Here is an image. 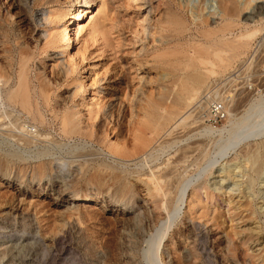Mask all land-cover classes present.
<instances>
[{"label": "rangeland", "instance_id": "1", "mask_svg": "<svg viewBox=\"0 0 264 264\" xmlns=\"http://www.w3.org/2000/svg\"><path fill=\"white\" fill-rule=\"evenodd\" d=\"M101 1L95 0L90 5L83 21L77 25L81 28L79 27L80 31L74 37L73 45L65 47L60 43H50L49 38L55 29L65 27L69 20L62 19L61 23L54 24L52 19L56 18L61 8H69L66 17H71L75 0H0V70L8 76L7 82L0 81V264H70L71 257L66 253L55 262L45 260L39 254V260L35 262L33 243L37 240L47 250H52V247L54 250L59 249L58 245H50V234L45 232V228L55 222L61 224L60 218L65 211H72L76 207L82 212L101 211L105 217H112L110 221H115V225L110 226L104 220L94 225L97 235L106 236L107 228L113 226L116 242L124 245L123 250L129 257L139 248V258L135 257L131 261L128 257L118 255V264H149L147 257L142 255V250L147 247L146 240L155 232V228L151 221L152 207L145 194L144 184L135 178L136 172L147 171L155 165L162 166L176 148L185 142L203 138L201 135H194L172 148L165 147L162 153L157 152L160 155L156 160L147 159V164L139 169V164L136 165L140 159L138 157L114 164L101 142L83 137H60L59 120L54 119L55 114L60 117L66 111H76L75 116L86 121L90 117L89 113L96 110V136L102 138L105 133L107 141H128L130 146L129 130L132 126L123 125L122 139L117 135L113 124L107 123L108 115L115 116L123 109L127 116L126 123L134 111L133 103L141 98L140 101H150L156 114L169 111L188 69L199 66L197 59L188 61L187 54L176 50L185 43L205 42V37L198 32L201 22L205 21L204 26L211 27L222 21L218 16V12L222 10L219 0ZM236 3L233 33H238L245 26L254 25L259 28V32L251 39L244 54L232 62L224 75L210 77L203 88L211 85L216 87L218 96H213L220 97L229 106L235 102L231 105L230 112L239 116L244 103L247 106V102L252 99L255 101L264 97V0H250L244 6L243 0H236ZM49 16L52 19L49 20ZM96 24L97 26H93ZM91 27L96 30H91ZM181 27H186L184 32H180ZM198 54L202 58H210L211 55L210 51ZM21 59L26 64L31 100H38L44 113L46 122L42 125L33 122L18 105L6 100L7 91L15 85L17 64ZM184 63H189V67ZM243 63L245 65L240 67ZM235 70L239 73L237 79L233 76ZM260 84L263 85L260 87ZM251 85H255L257 89ZM111 86L116 87V90L111 92ZM241 86L244 89L239 90L238 87ZM41 88L45 90V96L40 92ZM99 89L104 107L98 108ZM204 91L199 95L201 99L204 98ZM43 97H46L48 105L43 103ZM192 110L193 118L198 117L203 124L211 125L217 131L216 140L214 144L206 141L203 145L209 149L210 156L200 166L194 165L193 158L190 157L178 165L177 171L184 169V174L191 176V183L179 204L177 214L171 217L173 221L159 247H153L152 264H160L159 257L169 263L174 245L180 256L187 254L186 246L195 237L202 238L197 243V248L202 249L205 256L208 255L204 256L205 261H198L197 264H238V255L231 257L226 251L232 243L237 245V252L245 260L244 264H264V127L257 136L250 137L246 142H237L232 147L228 145L233 137L229 130V115L225 114L215 122L208 119L203 114L204 110L199 107ZM262 116L264 117V112L255 118L256 123L262 121L260 126L264 124ZM21 124L38 133H48L52 137L51 143L37 140L22 144L17 140ZM174 133L179 135L185 131L179 128ZM164 139L166 137L161 136L159 141L163 142ZM57 142L61 144L56 145ZM248 144L253 145L249 154L261 156L262 163L258 172L254 171L256 162H253V158L242 156L239 152ZM223 147L227 151L221 153ZM217 151L220 153L217 154ZM60 160L66 161L63 169L58 164ZM40 162L46 165V169L38 177L33 170ZM101 162L113 164L114 167L112 170L103 168L102 172L118 173L135 184L134 190L126 195V199L113 195L112 187H107L109 185L97 189L96 186L85 183V178L95 169H102ZM80 168L85 171V177L81 175ZM107 181L110 183V180ZM200 184L206 186L207 190L197 187L199 203L192 202L191 211L195 221H191L189 213L186 214L190 191ZM86 194L92 198L84 199ZM140 213H143L144 238L135 247H128L126 245H132V236L140 224ZM212 215L213 219H210ZM165 219L166 217L161 221ZM71 222L68 225L70 233L65 239L67 248L77 243V232H81L77 222ZM83 224L86 223L83 221ZM176 230L184 236L180 242L177 240ZM227 232L232 241L227 237ZM244 239L245 245L242 246L240 243ZM171 240L177 241L173 244ZM28 245L31 249L27 248ZM101 255L102 252L98 251L97 256ZM92 261L94 264H102L100 259Z\"/></svg>", "mask_w": 264, "mask_h": 264}, {"label": "bare ground", "instance_id": "2", "mask_svg": "<svg viewBox=\"0 0 264 264\" xmlns=\"http://www.w3.org/2000/svg\"><path fill=\"white\" fill-rule=\"evenodd\" d=\"M75 1L76 3L74 7V12L71 17H66L69 14V10H70L69 8H61L56 18L52 19L50 18L52 16L48 17L49 20L52 19V22L54 24L58 22L61 23L62 19L68 18L69 20V22L65 27H62L61 29L60 28L55 29L53 34L51 32L52 34L51 37L50 38L48 37L51 41L50 43L54 45L60 43L63 44L65 47L67 46L71 47L73 45L74 37L76 34L79 33L80 31L79 27L81 28V26H77V25H79V23L83 21V18L85 14L88 12V8L90 7V5L95 3V0H75ZM249 1L250 0H243L242 5L244 6L248 4ZM101 2H103V0ZM219 4L222 6V8L220 7L222 10L218 12L219 14L218 16H220L222 21L220 23L214 24L211 27H205L204 26L205 21L200 23L201 28L200 31L198 32L205 37L206 39L205 42L198 44L185 43V45L184 44L180 45L181 48L176 50L178 53L180 52L187 54L188 61L197 59L199 66L188 69V72L184 76L183 84L180 87V91L176 95L173 103H171L172 108L169 111H165L164 114L162 113L156 114L151 106L152 104L150 103V101L149 100L146 102L140 101L142 100V98L140 97V95H138L137 97H140L141 99L140 100L135 99L138 101H136V103H133L134 111L133 113H131L132 115L130 114L131 116L126 123L125 121L127 116L125 115L123 109L121 110L119 107L118 108L120 110L117 112L115 116L113 114L108 115L109 119H107V123L113 124V126L116 128V132L119 137L124 136L123 135L124 124H128L132 126V128L129 130L130 132L129 136H131L130 146L127 144L128 141H121V140L107 141L105 133L102 138L97 137L98 135L96 136L97 134L95 129V125H96L95 119L97 117L95 115L97 112L96 110H95L96 112L94 111L91 114L89 113L90 117H88L87 118L88 120L86 121L82 120L80 117L75 116L76 111L75 112L66 111L61 116L59 115L60 117H58L57 114L55 115L53 114L54 119L57 120L58 118L59 120V133L61 138L72 139V137H83V138H88L90 140L93 139L97 142H101L107 151L108 158H111L114 164L115 163L121 164L127 160L138 157L140 159L138 160V163L136 165L139 164L138 165L139 169H141L143 166H145V164H147V159H149L150 161L156 160L157 157L160 155V153L163 152V149L165 147L172 148L175 145H177L179 142H182L183 140L186 141L187 139H190L194 135L203 136V138H199V139L197 138L193 141L191 140L190 142H185L184 145L179 146V148H176L174 151H177V153L174 154L173 151V154H169L170 156L166 160H164L162 166L159 167L155 165L154 168H149L147 171L144 170L142 172H136L137 174L135 178L136 180L144 184L146 191L145 194L148 197V201L152 207L151 221L153 222L155 232L146 240L147 247L142 250L143 253L142 255L146 256L151 264L153 262L151 258L153 247H156V249L159 247L162 238L166 235V231L170 226L171 222L173 221V218L171 217H174L177 214L179 210V204L181 203V201H183L182 199L186 196L188 192V186L191 183L190 181L191 176L185 175L184 169H182V171H177L178 165L184 163L186 159L190 157L193 158L192 160L194 165L200 166L201 163L210 156L209 149H206L203 145H205L206 141H208V143L210 141L211 143L214 144V140H216L215 136L217 131H215V129L212 128L211 125L203 124V121L197 119L198 117L193 118L192 109H196L199 107L200 110H204L203 114L208 113L207 111L208 101L206 100H205L206 102L200 101L201 96L199 95L202 94L204 90H205L203 95L204 97L207 95V93L216 95V93H218L217 92L218 89L216 87L214 88L212 85L211 87L207 86L206 89L203 88L206 87L207 80L213 76L224 75V72L229 67H231L232 62L244 54V51L247 50V47H249V43L251 39L255 37V35L259 32V28L254 25L253 27L245 26L243 29H240L238 33H233V30L236 25L234 24V19H233V16L237 12L236 0H219ZM159 23H161V21ZM163 23L164 22L162 21V25ZM93 26H97V24ZM94 28L95 27H93L91 30H96ZM185 28L181 27L180 32H184ZM49 45L51 46V44ZM202 51H210L211 53L210 58H202L200 54H198ZM17 65H18V70L16 72L15 85L13 88L7 91L6 100L11 104L18 105L21 108V110L24 111V113H26L33 122H38V124L42 125L46 122V120L43 115L44 113L40 109L39 101L33 100V98L31 100L32 95H30V89L26 79V71H25L26 64L24 59L19 60ZM184 65L186 67H189V63H184ZM228 78L226 80H228ZM0 81H3V83L8 81V76L4 75L1 72V70H0ZM262 85L260 84V87ZM252 86L254 87V89H257L255 85H251V87ZM238 89L242 90L244 88L241 86L238 87ZM109 90L113 92L116 90V87L111 86ZM40 92L42 93L43 96H45L44 89L41 88ZM97 93H98L97 94L98 108L104 107L103 97L101 96V90L99 89ZM259 96L262 95L260 94ZM43 98H44L43 103L48 105L46 97ZM234 103L231 105H234ZM222 105L224 108L223 109L224 115L225 114L229 115L228 121L231 124L229 130L233 136L232 139H230L228 145H232V147H234V145L237 142H241V141L246 142L249 140L250 137L252 138L257 136L259 132L263 129L264 124L262 126L260 125L262 123L261 120H263L264 123V117L263 116L261 117L260 120L261 123H256L255 118L261 116L262 113L264 112V97H260L255 101L252 99L251 102H247V106L244 103V109H242L243 111L239 116H236L230 112L231 105L229 106L228 102H222ZM53 112H57V111H53ZM179 128L181 130L183 129L185 133L175 135L174 132ZM19 130L18 131L20 133L19 135H17V140L20 141L22 144L34 143L37 140H46L47 142L51 143L50 140H52V137L48 133L47 134L38 133L35 131V129L31 130L29 126L24 127V124H21ZM125 131L127 132V130ZM32 132L35 133L33 134ZM161 136L166 137V140L164 139L165 141L163 140V142L159 141ZM60 144H61L60 142L56 143V145H60ZM252 146L253 145L249 146L248 144L247 146L242 147V149H240L239 152L242 154V156H247V157L249 156L253 158V162L254 163L256 162L254 171L258 172L261 167L262 160L260 155L257 154L254 155V153L249 154L251 153ZM224 148L225 147H223V150L220 151L221 153L227 151V149L224 150ZM158 151L160 153H157ZM220 152L217 151V154ZM59 162L60 163L58 164L59 166H61L60 169H63L64 165L66 164V161L60 160ZM212 163L213 162H211L210 164L212 165ZM100 165H102V169L101 170L95 169V171H93L87 178H85V183L94 185L97 187V189H99V187L102 186L105 187V185H109L107 187L108 188L112 187L113 195H115L117 198L120 199H126V195L134 190L135 184L129 182L127 178L121 176L118 173L109 174L108 172L107 173L102 172L103 168L112 170V168H114L112 166L113 164L107 162H101ZM45 169H46V165L43 164V162H40L36 166L35 170H33V172L38 177H41L44 174ZM80 170L82 169L80 168ZM84 172L85 171L82 170L81 172L82 176H84ZM107 180H110V183H108ZM200 186L201 184L199 186L198 185L195 186L190 191V199L187 204L186 214L187 212L189 213L190 216H188V218L191 221H195L194 220L195 218L193 216L194 213L192 214L191 211L193 209L192 202L195 201L199 203V197H198L199 188L197 187ZM201 187L207 190L206 186L202 185ZM97 193L99 192L97 191ZM84 197H85L84 199H86L87 197L92 198L88 194H86ZM91 210H93V207ZM65 212L66 213L63 214L62 217L60 218L61 224H57L56 222L53 224L51 223V225H47V227L45 228V232H47V234L48 233L50 234V245L51 246L58 245L60 246L59 249L54 250L52 247L51 248L52 250L49 249L47 250L46 246H45L46 249L44 248V246L41 247L42 244H40V242H37L36 240L33 243L34 245L33 250L36 252V253L34 252L33 255V259L35 258V262L39 258L38 257L39 254H41V256L45 260H50L55 262L57 259H60V257L62 258V256L66 253L69 254L71 257L70 264H94L92 260H97V259H100L102 264H114V263L118 264L120 263V259L118 255H123L126 258L128 257V259H130L131 261L135 257L136 259L139 258V248L137 252H133L132 256L129 257V255L126 254V251L123 250L122 246L124 245L120 244L119 242H116L117 239L115 238L114 232L112 230L113 226L107 228L108 232L106 233V236L99 237L100 235L99 236L97 235L94 225L101 222V220H104L105 223L110 226L115 225V221H110L111 219H113L112 217L110 216L105 217L104 213L101 211L99 212L91 211L92 213H88L86 211L82 212L77 207L72 209V211L69 210ZM141 215L139 220L140 224L139 226L136 227L135 229L136 232H134L132 236L134 238V240L131 241L132 245H126L128 247L130 246L135 247L139 242V240H142L144 238V231L142 226L143 215L142 216ZM164 217H166V219L164 221H161L162 219H164ZM209 218L213 219V215L210 216ZM73 220L77 222L78 227L81 228L80 229L81 232L79 231L77 232L79 235V240L77 241V243H75L73 247L67 248L68 243L65 239H67V236L70 233L69 232L70 228L68 227V225L72 223L71 221ZM83 221L86 224H83ZM159 221L161 222L157 226V223ZM80 224H82L83 226H79ZM178 231L177 230L175 231L176 235ZM27 233H29V231ZM45 234L43 235V237H45ZM227 237L229 238L230 241H232V238L229 236V232H227ZM183 238L184 236H182V234L178 232V239L177 238L176 239L180 242L183 240ZM249 238L250 237L248 236L247 239ZM200 239L202 238L195 237V239L191 240L189 244L190 246L189 245L186 246L188 248L187 254H183L181 256L178 254L177 252L178 249L174 245L171 250L173 256L170 262L166 263L165 261L162 260V258L159 257L160 264H197L198 261L201 260L205 261L206 260L205 257H207L208 255L206 254L205 256L203 251H201L202 249L199 250L197 248V243H199ZM177 240H171V242L175 244V241ZM240 245L242 246L245 245V239L241 241ZM201 247L203 248V246ZM27 248H30V246L28 245ZM237 250H238L237 245L232 243L230 246L227 247L226 251L227 254L231 257H235L238 255V257H236V262L238 264H244L245 260L243 261L241 256H239ZM98 251L102 252L101 256H97Z\"/></svg>", "mask_w": 264, "mask_h": 264}, {"label": "built area", "instance_id": "3", "mask_svg": "<svg viewBox=\"0 0 264 264\" xmlns=\"http://www.w3.org/2000/svg\"><path fill=\"white\" fill-rule=\"evenodd\" d=\"M245 63L241 64L240 67L244 66ZM264 68V67H263ZM238 71L236 70L235 72H233V76L237 78L238 77ZM229 80H233V78H229ZM220 98V97H219ZM218 97H214L213 94L211 93H207V95L202 98L201 100H206L208 101V107H207V111L208 113L205 114V116L209 119L214 120L215 122L217 121L218 118H221L222 116H224L223 113V105H222V100H220Z\"/></svg>", "mask_w": 264, "mask_h": 264}]
</instances>
